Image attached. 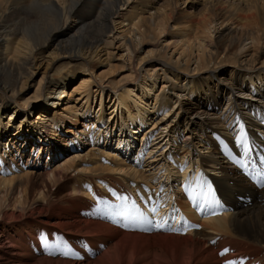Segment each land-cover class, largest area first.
<instances>
[{
  "label": "bare ground",
  "instance_id": "1",
  "mask_svg": "<svg viewBox=\"0 0 264 264\" xmlns=\"http://www.w3.org/2000/svg\"><path fill=\"white\" fill-rule=\"evenodd\" d=\"M126 1L0 0V168L8 172V176H0V264H225L228 260L264 264V188H255L238 164L225 155L229 151L240 157L245 150L254 154L264 148V137L260 136L264 135V108L260 111L256 107L259 119L247 125L240 116H234L230 133L221 128L205 131V121L192 120L193 116L218 115L217 108L228 103L227 96L233 90L264 87L260 77L264 74V0H203L202 8L183 16L175 15L173 7L178 0L163 1L157 7L164 14L155 23L156 37L170 25L184 23L188 28L186 33H174L181 38L176 42L185 46L177 56L169 53L167 44L138 57L142 47L137 46L143 34L153 30L148 25L142 27V17L134 21L138 37L129 38L132 65L143 63L142 70L148 67V72H154L150 78L159 75L171 82L170 90L165 89V83L160 89L162 98L169 102L161 98L156 107L150 106L156 108V117L151 113L150 127H146L148 132L142 139L155 131H159L158 138L162 137L165 130L161 128L169 125L173 140L181 139L171 158L158 149L159 145L151 147L150 154L158 150L155 159L160 162V176L144 175V171L132 169L119 158L122 152L131 153L137 144L135 131L148 122L149 106H143V101L153 84L140 89L141 95H137L133 91L137 79L131 73L105 86L108 91L104 92L114 98L112 105L119 110L120 123L114 109L106 120L104 93L99 89L105 72L96 74L91 63L101 58L99 50L103 48L106 59L110 56L105 34L112 16L117 14V5L124 6ZM196 2L192 0L193 5ZM217 23L228 26L214 38L212 30ZM247 42L251 47L246 46ZM45 50L49 52L44 54ZM79 75L83 76L73 85L69 97L79 93L87 103L93 84L101 92L98 110L90 114L92 118L84 115L80 130L77 104L69 102L57 109ZM28 86H34V90L25 96ZM183 94L185 99H181ZM64 112L63 117L60 114ZM164 112L167 114L160 116ZM168 115L172 118L169 122L165 119ZM218 120L211 123L217 125ZM199 127V135H205L193 138V131ZM71 132L78 138H63ZM80 139L103 141L105 150L112 149L101 153L110 164L89 167L88 160L92 163L96 157L92 158V151H83ZM117 140L121 141L118 147ZM74 141L76 148L71 151ZM197 142L202 153L196 151ZM64 152L69 153L49 169L50 161ZM111 171L129 176L111 175ZM186 171L196 176L192 186L208 184L229 202L231 209L221 216L203 219L200 229L185 235L127 232L112 224L118 221L117 216L122 217L114 206L123 205L122 197L128 200L135 196V187L140 186L139 192L142 184L156 189L157 178L183 179ZM182 188L172 187V209L162 212L178 223L183 213L195 209L187 205L186 192L197 189ZM246 194L251 196L250 204H246ZM224 249L228 251L221 255Z\"/></svg>",
  "mask_w": 264,
  "mask_h": 264
},
{
  "label": "rangeland",
  "instance_id": "2",
  "mask_svg": "<svg viewBox=\"0 0 264 264\" xmlns=\"http://www.w3.org/2000/svg\"><path fill=\"white\" fill-rule=\"evenodd\" d=\"M163 1H165V0H152V3L148 4V2L145 1V0H127L124 3L125 4L124 6L122 4H119V5H117L118 8L116 7L117 14L112 16V18H111V20L109 22L108 30H107V32L105 34V37L106 38L108 37L107 41L110 42V44L107 46L108 50L111 52L110 56L107 57L108 59H106V55L107 54L106 53L104 54V52H105L104 49H106V48H103L102 46L104 44H101L100 48L102 47L103 49L99 50L101 52L100 53L101 58H99V59L102 60V59L105 58V60L100 62L99 59H94L91 62L92 63V67L94 68V72L96 71L95 72L96 74L101 72V71L105 72V75L102 76L103 78L101 80L103 82L102 83L103 87L100 86L101 88H99V89H102V91L104 93L103 94V104H102V106H103L104 114L106 115V116L104 115V118H106V120L112 114L111 112L113 111V109H114V112H113L114 116H117L118 113H119L118 108L116 106L112 105L114 98H111L112 99L111 100L110 96H107V94L104 92L105 90H107L106 87L109 86V85H114L115 82H118V81L120 82V81L124 80V77L130 75L131 73L134 75V78L137 79L135 84H134L135 87H133V91L137 95H141L140 89H142V88H145V89L146 88H150L151 87L150 84L151 83L153 84V87H151V90H149V91L147 90L146 91L148 93L147 94L148 97H146L145 100L143 101V106H145V107L149 106V109H148L149 110L148 111L149 115L147 116L146 121H148L150 116H153L152 114H154V117H156L157 110H156L155 107L157 106L159 100L162 98V93H161L162 91H160L162 83L166 84V87H165L166 90H170L169 88L171 87V82L165 81L163 79V76L159 77V75L158 76L154 75L153 77L150 78L149 75H151V74L153 75L154 72H148L149 70L146 69L148 67H146L145 69L142 70L143 63L141 65L137 66L136 62H134V65H132L133 64V55H132L131 46H130V43H129V38H133V37L137 38L138 37L137 35L135 36L136 27H134V21H136L139 17H142V19H143L142 20L143 21L142 25L144 23V25L142 27L147 28L149 26L150 27L149 30H153L154 33L152 32L153 35H152V33H149L150 35L148 33H144L143 34V39L140 42V44L137 46V48H139L140 46L142 47V51L141 52H137V55H139L138 57L144 56L146 51L149 50V49L156 48L157 46L159 48V46H165L167 44H169V49H168L169 53L173 52V54L175 56H177V54H179V53H181L183 51L185 46H182L181 42L180 43L176 42V41L180 40L181 38L175 36L174 33L178 32V31H183L184 33H186L188 31V28L185 27L184 23H178L176 25H170L168 27V29H166L164 32H162L159 36L156 37V33H155L156 29L154 31L155 23L158 20V18H161L162 15L164 14L163 13L164 11L161 10L162 8L159 10V8H157V7L161 3H163ZM249 1L250 0H248L247 2H249ZM202 2H203V0H197V2L194 3V5H193L192 4V0H185L184 2L182 0H178L177 5L175 7H173V8H175V15H177V16L182 15L183 16L185 14V12H189L190 10H193L194 12H196L200 8L203 7V3ZM171 7H170V9H171ZM170 9H168V11ZM161 11H163V12H161ZM156 14H157V16H156ZM227 26H228V23H224L222 25L217 23L214 26L213 30H212V36L214 38L217 37V35L220 34ZM141 30L143 32V28ZM146 35H147V37H146ZM246 46L247 47H251V43L247 42ZM248 50H250V49H248ZM48 52H49V50H45L44 54H47ZM42 70H43V67L39 69L35 80H37L40 77V72ZM82 76L83 75L77 76L75 78V80H73L70 83L69 87L66 90V94L62 96V98L60 100V103H58V106H57L58 107L57 109H60L62 107H65L67 105V103H69V102L71 104H73V103L77 104V108H78L77 109V111H78L77 114L79 115V118H78L79 119V124H78L79 126H77V129L79 128V130L83 127L82 119H85L84 115H87L88 118H92V116H90V114L92 115V114L96 113V111L98 110L99 102H100V98L99 97H100V94H101V92H98V90H97L98 87L93 84L91 86V93L89 94V99H88L87 103H85V97L81 98L79 93H73L72 96L69 97L68 94L71 92V90L74 88V86L78 84V82L80 81L79 79ZM260 77L262 78V82L264 83V74H262ZM147 82H148V84H145ZM258 89L261 92L262 91L264 92V87H262V85H259ZM33 90H34V86H28V90L26 92L27 94L25 96L30 95L33 92ZM95 90L97 92H94ZM259 90H256L255 88H252V89H250V88L248 89L247 88L245 91H242V92H237L236 90H233L227 96L228 103L226 102L227 104L225 103L223 108L221 107L219 110L217 108V111L218 112L220 111L218 115H209V116H206V117L205 116L204 117L203 116H193L194 118L192 117V120L194 119L193 120L194 123L195 122L197 123L199 120L205 121L204 123L207 126V129L205 131H209L210 129H213V128H216V129L217 128H221V129H223V131H226L224 133H230V132H232V130L234 128L233 127V122H231V119L233 120L234 116H236V117L240 116L246 125L248 124V121H256L257 119H259V115L256 116L255 112H254L255 111L254 109L256 107L259 108L260 111H263V108H264V96L261 94V92ZM156 93H157V95L160 93L159 96H158L159 98L157 97V99L155 97ZM79 97L81 99H79ZM184 97H186L185 94L181 95V99H185ZM165 99L166 98L164 97V98H162L161 101H164L165 103H168L169 101H167ZM154 104H155L154 108L150 107V106H152ZM57 109H55V110H57ZM85 111H87V112H85ZM53 113L54 112H51V113L48 112L46 114L47 115L48 114L49 115H53ZM232 113H233V116H232ZM165 114H167V113L164 112L160 116L163 117V115H165ZM60 115H62L64 117L65 112L63 114L61 113ZM169 116L170 115L165 117V119H167L168 122L172 119ZM118 117H119V115H118ZM224 117H225V119H224ZM214 119H216V121L219 119L218 121L220 123H218L217 125H214V123H211V122H213L212 120H214ZM223 119H224V121H223ZM119 120H120V117L118 118V121ZM234 120H236V119H234ZM118 123H120V121ZM149 123H150V121L146 122L145 123V127L140 126V129L135 131L137 133L136 134L137 135V140H136L137 144H136V146H134L133 150H131V153H132V151L135 150L136 147H138V146L140 147L141 144H144L143 140L145 142H147V135L144 137V139H142L143 138L142 136H144L143 134L146 132V130H145L146 127H150ZM169 126H168L167 129H163V127L161 128V130H165L163 132L162 137L158 138V132L159 131L153 132L154 135H150L149 134L148 137H152L151 138L152 139L151 142L155 146H158V145L161 146L159 148H161L162 150L164 148H167L166 151L171 150L169 152L170 154L168 152H164L163 151L164 155H166L167 157L171 158L172 154L175 153L177 147H179V146L175 147L174 140H173L174 139V137H173L174 134H172L170 132L171 130L169 131ZM209 127H211V128H209ZM86 128L87 127H85V129ZM142 130H144L145 132H143ZM200 130H201V128L199 127V128H197L196 131H193L194 133H193L192 137L195 138L197 136V138L198 137L202 138L205 135V133H203L202 135H199L200 134L199 133ZM102 134L103 133L101 132V135ZM82 136H84V134ZM260 136L264 137V135L262 133H260ZM73 137L78 138V135H75L73 132H71V133L67 134L66 136H63V138H66L67 140L72 139ZM158 140H160V141H158ZM175 140L178 141V142L181 141V139L178 140V138H175ZM97 142L98 141H93V142L92 141L91 142L85 141L84 142L82 139L78 140V143L83 146V149H85V150H83L84 152L92 151L90 153H94V154H92L93 156L91 154L90 155L92 156V158L96 157L94 159V161H92V163H89L90 160H88L89 162L87 161L88 162L87 164L89 165V167H93L96 164H100L101 162H103L101 157L106 159L105 155L101 154L102 151L105 150L104 145H103V141H102V143H97ZM75 143H76L75 141L72 142L71 146H72L73 149L71 151L75 150V148H76L75 147ZM194 146L197 147L196 151H199L201 153L203 152L202 148H201V146H200V144L198 142L195 143ZM153 148H155V147L153 146ZM16 149H18V148H16ZM161 149H159V150L161 151ZM173 149H174V152H173ZM14 150H15V148H14ZM108 150H112V149H108ZM108 150H105V152H107ZM193 151H195V149H193ZM10 152H11V150H10ZM10 152L7 153L9 158L11 157V153ZM152 152L153 151H151V154H152ZM199 152H198V154H199ZM68 153L69 152H64V154H59L57 156V158L55 157L54 160L50 161L51 164H50V166H48L49 169L53 168L52 165L56 164L59 161H61L62 158H64L63 156H65ZM131 153L129 154V153L122 152V154L119 157L121 160H124V163L126 165H128V166L130 165V167H131V164L128 163L127 160L131 158V155H132ZM156 154L157 153L155 152L153 154V156H151L149 158V160H148L149 163L147 162V164L151 165V166L148 167V168H145V171L143 170L144 173H145L144 175L148 176L146 171L148 169H150V168L151 169L149 170V175H153V174H150V172H153L155 174L153 176H160L161 175V173L159 172L158 164H156V162H158L155 159ZM124 158H126V159H124ZM166 159H168V158H166ZM43 161L44 160H42L41 164L45 163ZM104 165H106V164H104ZM123 168H125V167L123 166ZM132 169H133V167H132ZM214 170H217V168H215ZM6 171H7L6 169L3 170V169L0 168V176H6V175L8 176V174H6L8 172H6ZM18 171H19V168H18ZM111 172H109V173L111 175H115V176H123V177L129 176L128 174H125L124 172H119V171H114V172L111 171ZM158 172H159V174H158ZM120 173L123 174V175H121ZM209 173L211 175H216L215 171H214V173L212 171H210ZM71 174L74 175L72 172H71ZM69 181L72 182V179H70Z\"/></svg>",
  "mask_w": 264,
  "mask_h": 264
},
{
  "label": "snow or ice",
  "instance_id": "3",
  "mask_svg": "<svg viewBox=\"0 0 264 264\" xmlns=\"http://www.w3.org/2000/svg\"><path fill=\"white\" fill-rule=\"evenodd\" d=\"M187 184V182H186ZM198 195L205 201V203H210L211 201H209V197L212 195V193H210L209 191H205L203 186H200V192L198 193ZM122 200H125L127 198H121ZM115 210H116V214L118 215H123L125 218L127 219H131L133 221H138V220H143L145 218V215L143 212L140 211V208L138 205L135 204V202H133V208L135 209V211H133L132 209H129L127 206V203L123 204V205H116L114 206ZM150 212L155 213L156 209L155 208H151L149 209ZM157 227H163L162 224H157ZM228 249H224V251L221 253V255L224 254V252H227ZM225 264H235L234 261L228 260L225 261Z\"/></svg>",
  "mask_w": 264,
  "mask_h": 264
}]
</instances>
